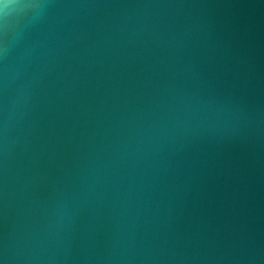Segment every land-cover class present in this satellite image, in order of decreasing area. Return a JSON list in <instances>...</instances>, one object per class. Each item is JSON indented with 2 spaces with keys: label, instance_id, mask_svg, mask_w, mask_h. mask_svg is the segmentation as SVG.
<instances>
[{
  "label": "water",
  "instance_id": "1",
  "mask_svg": "<svg viewBox=\"0 0 264 264\" xmlns=\"http://www.w3.org/2000/svg\"><path fill=\"white\" fill-rule=\"evenodd\" d=\"M3 2L0 264H264V0Z\"/></svg>",
  "mask_w": 264,
  "mask_h": 264
},
{
  "label": "clouds",
  "instance_id": "2",
  "mask_svg": "<svg viewBox=\"0 0 264 264\" xmlns=\"http://www.w3.org/2000/svg\"><path fill=\"white\" fill-rule=\"evenodd\" d=\"M40 4L34 5L33 7H40ZM24 7L23 5H13L10 3L3 2L0 0V9H2L3 14L5 17L10 15L12 12L19 10L20 8Z\"/></svg>",
  "mask_w": 264,
  "mask_h": 264
}]
</instances>
